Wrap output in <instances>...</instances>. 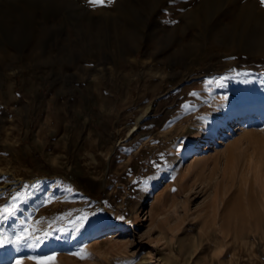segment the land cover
Returning <instances> with one entry per match:
<instances>
[{"label":"rangeland","instance_id":"374dc122","mask_svg":"<svg viewBox=\"0 0 264 264\" xmlns=\"http://www.w3.org/2000/svg\"><path fill=\"white\" fill-rule=\"evenodd\" d=\"M30 1L0 14V35L15 40L0 49V264H264L247 219L264 186V87L252 91L264 75H248L251 55L180 22L216 10L227 21L234 4L204 0L208 9L195 12V0H169L154 16L167 24L149 37L136 28L141 47L122 60L110 40L63 50L86 0ZM117 1L94 14L119 18ZM155 3L125 5L143 17ZM63 6L70 15L39 35L44 55L23 50L42 21L33 16ZM205 133L208 151H191ZM118 224L125 231L101 234Z\"/></svg>","mask_w":264,"mask_h":264},{"label":"bare ground","instance_id":"6f19581e","mask_svg":"<svg viewBox=\"0 0 264 264\" xmlns=\"http://www.w3.org/2000/svg\"><path fill=\"white\" fill-rule=\"evenodd\" d=\"M9 1H12V0H0V5L2 6L1 12H0L1 15L6 14L8 12L9 14L14 13V11L11 12L12 8L10 10L4 7L5 3ZM25 1H26V6L28 8L31 4L30 3L31 1L30 0H25ZM52 1L58 4L66 3L67 5L68 4L76 5L78 2H80V0H52ZM127 1L128 0H118L114 6V9H116L118 14H120L119 18L114 16L112 14L113 12L112 11L111 15H109L107 19H102L103 15L100 14L96 16L94 14L98 12L102 7L91 6L90 8L87 7L86 9L83 10V16L79 23H77L75 20L67 22L71 26L68 32L67 38L68 39L73 38L74 44L71 45V42H70L69 46L66 45L63 47V50L69 51L70 53L71 52L80 53V52L90 51L94 47H98V48L104 47L106 41L110 40L111 42H113L112 45H113L114 52L115 51L118 52L122 60H125L126 57L130 55L133 56V58H135L139 48L141 47V43L139 41L140 36L136 35L135 29L139 28V32H142L141 34L142 36H146V35L147 37L153 36V35L155 36L156 29L158 27H162L163 25L167 23H164L163 21H161L158 18H155L154 16H156L159 13V11H161L159 7L161 5L164 6L168 4L169 0H156L155 5L152 8H150V11H148V13L143 17H140L141 15L135 11L132 14L131 8H128V6L125 5ZM206 2L204 0H195L193 2L194 5H200L199 8H197V11L195 12L201 11L200 7L203 8L202 10L203 12L206 8L208 9V5ZM230 2L231 4L232 3L234 4L235 8L234 9L229 8L226 10V13L232 17L228 19L227 21H220V20L216 21L214 18V15L217 13V10H216L214 12H210L208 15V18L204 16V13L199 12L202 15V18L196 19L194 21H189L185 18H182L180 22L183 24V28L185 29H189L191 27L194 28L197 31V34H193V35L196 37L205 36V37L211 38V36H214L213 34H215L216 38L219 41L229 42L230 47L232 49H235L238 52L244 53L246 56L251 55V57H253V61L257 62L256 64L257 70H255L254 72H249L248 75H251V74L252 75L253 74L264 75V67H263L264 66V19H262L264 15V6H261L260 0H230ZM72 10L73 9L69 8L68 6H63L62 9H60L58 12H54V11L46 12L45 9L39 10V12H37V14L33 16V18L34 17L36 18L35 22L38 21L37 20L38 18L39 19L41 18L42 21L39 22L38 27H36L35 25L34 28L27 30L28 34L26 36L28 40L24 44L23 50H28L30 53L41 50V53L44 55V48L42 46V43H43L42 37L39 36L45 30L44 25L47 24L48 19H51L54 21L58 20L59 23H61L60 20L62 18L68 17ZM174 12H177V10H174ZM20 15L21 17H24L23 14H20ZM9 16L11 17V15ZM20 19L23 25L24 24L23 20L22 18ZM12 20L13 19L7 17L6 24L7 25L9 24L8 26H11L10 21L12 22ZM167 22L169 23L172 22L171 24H174V21L172 19H170V21L168 20ZM8 28H9L8 31L11 32L10 34H12L11 28L10 27ZM141 29L142 30L144 29L147 33H143V31H140ZM2 34L0 35V49L2 51L7 52L5 48V42L6 41L14 42L15 41L14 36L13 35L8 36L4 33ZM80 34L83 37L81 38L82 41H80L79 36H78ZM83 40H85V42H83ZM229 51L231 52V50ZM132 60L134 61V59ZM262 80H264V78H262ZM252 85H253V88H252L253 90L251 89L252 91H261V88L264 87V85L257 87L255 83H253ZM254 100L257 102V100L259 99L254 98ZM241 108L242 107H240V109ZM195 140H196V144L191 146V149H190L191 151L195 152L201 147H203L202 149L203 151H208V148L210 147V138L208 135H206V133L205 135L200 136ZM221 140L220 138L216 139V141L218 142H220ZM230 150H232V148ZM242 180L244 183L243 185H245V191L246 190L247 192L251 191L254 186H253V183H251L249 177H247V179H242ZM254 195H252V197ZM257 200L258 201L256 205L255 206L252 205L251 210L247 212L249 216L247 218L248 219V232L254 233V235H252L254 242L258 241V242L264 243V233L258 235V233L256 232L259 223H262L264 225V186L261 188L260 196L257 198ZM248 203L246 202L245 204H248ZM215 212H217V210ZM242 227H244V225ZM125 229L126 228L124 225L118 224L112 227L110 226L109 228L104 227L100 231H101V234L104 235L106 233V236L111 237V236H114L113 234L116 233L117 231L123 232L125 231ZM89 236H90L89 238L91 239L92 237H94V233L89 234ZM228 236L229 234L227 235V238ZM222 239L224 240V238Z\"/></svg>","mask_w":264,"mask_h":264},{"label":"snow or ice","instance_id":"6c2138e0","mask_svg":"<svg viewBox=\"0 0 264 264\" xmlns=\"http://www.w3.org/2000/svg\"><path fill=\"white\" fill-rule=\"evenodd\" d=\"M86 2L93 6V7H103L107 6L108 4H111L114 2V0H86ZM261 6H264V0H260ZM15 199V197L13 198ZM5 211H9L8 209H5ZM24 239L23 237L18 238L17 240L13 241V243H20L21 240ZM3 241L0 240V245H2ZM19 264V262H18ZM37 264H47L46 261H37Z\"/></svg>","mask_w":264,"mask_h":264}]
</instances>
